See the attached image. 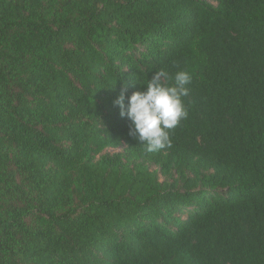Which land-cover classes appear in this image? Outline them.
I'll return each mask as SVG.
<instances>
[{"label":"trees","instance_id":"1","mask_svg":"<svg viewBox=\"0 0 264 264\" xmlns=\"http://www.w3.org/2000/svg\"><path fill=\"white\" fill-rule=\"evenodd\" d=\"M160 70L148 153L113 100ZM0 264H264V0H0Z\"/></svg>","mask_w":264,"mask_h":264},{"label":"clouds","instance_id":"2","mask_svg":"<svg viewBox=\"0 0 264 264\" xmlns=\"http://www.w3.org/2000/svg\"><path fill=\"white\" fill-rule=\"evenodd\" d=\"M163 70L153 72L143 90L133 91L127 96L128 85L113 100L120 110V116L130 121L129 136L146 145L148 153L170 148V131L188 117L183 98L190 93L188 85L193 77L189 71L179 70L172 77V83L164 82Z\"/></svg>","mask_w":264,"mask_h":264},{"label":"rangeland","instance_id":"3","mask_svg":"<svg viewBox=\"0 0 264 264\" xmlns=\"http://www.w3.org/2000/svg\"><path fill=\"white\" fill-rule=\"evenodd\" d=\"M118 150H119V148H108V149L105 150V152L113 153V152H116Z\"/></svg>","mask_w":264,"mask_h":264}]
</instances>
